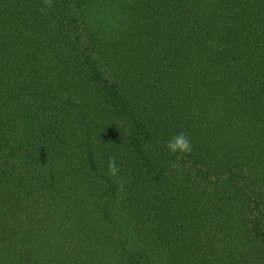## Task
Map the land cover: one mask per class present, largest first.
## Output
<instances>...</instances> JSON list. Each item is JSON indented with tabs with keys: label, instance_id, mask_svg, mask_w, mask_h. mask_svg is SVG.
<instances>
[{
	"label": "trees",
	"instance_id": "1",
	"mask_svg": "<svg viewBox=\"0 0 264 264\" xmlns=\"http://www.w3.org/2000/svg\"><path fill=\"white\" fill-rule=\"evenodd\" d=\"M42 6L0 0V264H264V0Z\"/></svg>",
	"mask_w": 264,
	"mask_h": 264
},
{
	"label": "clouds",
	"instance_id": "2",
	"mask_svg": "<svg viewBox=\"0 0 264 264\" xmlns=\"http://www.w3.org/2000/svg\"><path fill=\"white\" fill-rule=\"evenodd\" d=\"M54 7V0H43V6L40 8L41 12H46ZM166 147L170 153L190 154L192 152V143L186 132H179L167 141ZM121 169L117 165L116 158L110 156L107 163V174L114 178L119 192L123 193L125 188V180L120 175Z\"/></svg>",
	"mask_w": 264,
	"mask_h": 264
}]
</instances>
